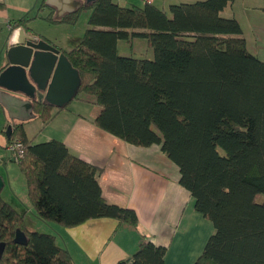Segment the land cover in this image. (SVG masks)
Returning a JSON list of instances; mask_svg holds the SVG:
<instances>
[{"label":"trees","instance_id":"trees-1","mask_svg":"<svg viewBox=\"0 0 264 264\" xmlns=\"http://www.w3.org/2000/svg\"><path fill=\"white\" fill-rule=\"evenodd\" d=\"M233 1L173 4L166 11L98 0L60 19L49 7L42 17L74 25L91 10L79 43L69 52L59 48L81 77L75 99L92 96L99 128L134 146L160 145L178 166L180 185L214 227L194 264H264V61L247 48L239 22L221 16ZM137 38L147 41L151 58L119 53L120 41L131 46ZM34 110L44 122L56 114L46 103ZM16 139L25 146L17 162L40 219L63 227L97 218L138 226L134 210L104 199L98 167L60 141L32 144L23 123L14 124L9 145ZM0 244V264H74L53 233L29 229L1 192ZM166 254V246L144 236L118 264H164Z\"/></svg>","mask_w":264,"mask_h":264},{"label":"crops","instance_id":"crops-1","mask_svg":"<svg viewBox=\"0 0 264 264\" xmlns=\"http://www.w3.org/2000/svg\"><path fill=\"white\" fill-rule=\"evenodd\" d=\"M198 1L204 0H154L153 4L168 11L173 4ZM43 4L46 5V0H0V73L8 66L6 52L11 35L18 28L66 52L84 36L88 22L84 33L79 32L75 41L70 38L65 43L53 32L40 29L38 21L52 26H72L42 19L50 13L48 6L39 11ZM126 4L138 3L126 0ZM221 16L239 22L247 48L264 61V0H234ZM24 18L31 20L26 26H16ZM140 40L146 42L140 38L134 42ZM128 45L120 41L118 48ZM123 50L129 54L128 50ZM135 51L136 54L142 52ZM136 54L134 56H138ZM78 98L84 108L70 106L75 98L60 111L55 109L61 108L52 106L56 114L49 122H44L34 110L36 117L23 122L26 135L34 145L60 141L74 156L98 167L104 199L111 205L134 210L138 226L112 218H97L75 227H63L40 219L29 199L26 178L8 149V129L12 132L14 124L21 122L12 119L0 104V177L3 182L0 192L3 199L25 216L29 229L53 233L58 245L68 250L74 264H118L132 257L144 236L157 246L167 247L164 264H194L214 232L213 224L195 210L194 198L179 183L178 166L163 153L160 145L134 146L99 128L94 121L99 111L94 98L86 94ZM15 168L19 169L18 174Z\"/></svg>","mask_w":264,"mask_h":264},{"label":"water","instance_id":"water-1","mask_svg":"<svg viewBox=\"0 0 264 264\" xmlns=\"http://www.w3.org/2000/svg\"><path fill=\"white\" fill-rule=\"evenodd\" d=\"M98 0H46L55 18L75 14ZM6 55L8 66L0 73V104L21 123L36 117L35 103L57 108L67 106L78 94L81 77L64 52L47 40L16 29ZM19 95V96H18ZM11 128L8 129V136ZM3 182L0 177V191ZM18 238L25 239L18 231ZM5 245L0 244V255Z\"/></svg>","mask_w":264,"mask_h":264},{"label":"rangeland","instance_id":"rangeland-1","mask_svg":"<svg viewBox=\"0 0 264 264\" xmlns=\"http://www.w3.org/2000/svg\"><path fill=\"white\" fill-rule=\"evenodd\" d=\"M118 0H114V2H117ZM120 5L121 6H128V5H131V4H126V0H120ZM136 3H138L137 5L140 6L142 5L144 2L140 1V0H132ZM131 3V2H130ZM162 9V8H161ZM89 14H90V10L89 9H84L81 14H80V17H79V20L77 22L76 25H72V26H68V27H65V26H61V25H56V26H52L48 23H45V22H41L39 23H36L38 24V26H40V29H44L45 31L47 32H53L52 34H54L56 37H58L61 41H63V43L67 42L70 38H72V41H75L77 35L79 32L81 33H84V30H85V27H86V24L88 22V19H89ZM37 26V25H36ZM75 26V27H74ZM88 26V25H87ZM75 28V30H74ZM33 29H34V26H33ZM124 42V41H123ZM142 40L138 41V42H133L132 45H128L127 47L125 46H121L120 47V50H119V53L123 56H130V52L132 49H134L133 52H136V50L138 51H142V52H138V55L137 57H148V58H151L152 57V49L149 48V46L147 45V41L144 42ZM71 43V42H70ZM125 47V48H123ZM123 49H126L129 51V54L125 53ZM149 50L146 51V50ZM143 53V54H141ZM131 55H134L131 53ZM70 106L72 108H76V109H80V108H84L85 105H83V103L81 102V99L79 98H76L73 102L70 103ZM18 166V165H17ZM15 173L18 174L19 173V169L18 168H15ZM212 224V223H211ZM212 230L214 231V227H212Z\"/></svg>","mask_w":264,"mask_h":264},{"label":"built area","instance_id":"built-area-1","mask_svg":"<svg viewBox=\"0 0 264 264\" xmlns=\"http://www.w3.org/2000/svg\"><path fill=\"white\" fill-rule=\"evenodd\" d=\"M144 3H153L154 0H143ZM11 28V26H10ZM9 151L12 152L14 156V160L18 161L21 158L24 157L25 155V146L23 142L20 139L14 140L10 145H9Z\"/></svg>","mask_w":264,"mask_h":264}]
</instances>
